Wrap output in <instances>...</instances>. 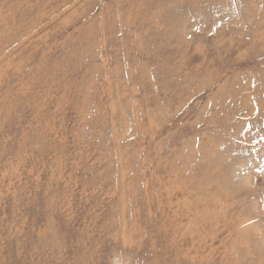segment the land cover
Returning <instances> with one entry per match:
<instances>
[{
    "label": "rangeland",
    "instance_id": "1",
    "mask_svg": "<svg viewBox=\"0 0 264 264\" xmlns=\"http://www.w3.org/2000/svg\"><path fill=\"white\" fill-rule=\"evenodd\" d=\"M263 21L264 0H0V264H264Z\"/></svg>",
    "mask_w": 264,
    "mask_h": 264
},
{
    "label": "bare ground",
    "instance_id": "2",
    "mask_svg": "<svg viewBox=\"0 0 264 264\" xmlns=\"http://www.w3.org/2000/svg\"><path fill=\"white\" fill-rule=\"evenodd\" d=\"M22 9V8H21ZM24 11V10H23ZM26 12H28V10L26 11ZM21 13V12H20ZM24 13H25V11H24ZM54 13H57V12H54ZM261 13V12H260ZM23 15V14H22ZM52 15V14H51ZM51 17V16H50ZM258 17V16H257ZM260 18V17H259ZM261 20H262V18H261ZM261 20H259V21H261ZM264 22V21H263ZM263 22H262V24H263ZM254 25V24H253ZM264 25V24H263ZM255 26H257V25H255ZM252 27H254V26H252ZM251 27V28H252ZM258 28H259V26H258ZM181 29H182V27H181ZM253 29V28H252ZM241 30V29H240ZM244 30V29H243ZM256 30H257V28H256ZM259 30H260V28H259ZM258 30V31H259ZM24 31V30H23ZM222 32V31H221ZM240 32V31H239ZM248 32V31H247ZM217 33V32H216ZM215 33V34H216ZM236 33V32H235ZM244 34L246 33V30L243 32ZM252 33V32H251ZM251 33L249 34V35H251ZM218 34V33H217ZM242 34V33H241ZM240 35V34H239ZM248 35V36H249ZM254 35H256V34H254ZM167 36V35H166ZM165 37V36H164ZM216 37V36H215ZM243 37V36H242ZM257 37H259V36H257ZM239 39V38H238ZM253 40V39H252ZM225 41V40H224ZM259 42V41H258ZM136 43V42H135ZM144 43H146V41H144ZM143 43V44H144ZM224 43V42H223ZM255 43H256V41H255ZM215 44V43H214ZM260 44H262V43H260ZM138 45V44H137ZM216 45V44H215ZM257 45V44H256ZM139 46H140V44H139ZM142 46V45H141ZM156 46V45H155ZM145 47V46H144ZM220 47V46H219ZM264 47V46H263ZM138 48V47H137ZM216 48V47H215ZM170 49H173V48H170ZM217 49V48H216ZM261 49V48H260ZM263 50V49H262ZM143 51V50H142ZM217 50H215V52H216ZM264 51V50H263ZM139 52V51H138ZM217 53V52H216ZM258 53V52H257ZM261 53V52H260ZM259 54V53H258ZM264 54V53H263ZM248 55H250V54H248ZM193 56V55H192ZM216 56H217V54H216ZM215 56V57H216ZM253 56V55H252ZM243 57V56H242ZM186 60V59H185ZM220 61V60H219ZM180 63V62H179ZM184 63V62H183ZM220 63H221V61H220ZM181 64V63H180ZM187 64V63H186ZM176 65H179V64H176ZM184 67V66H183ZM177 68H180V67H177ZM182 69V68H181ZM180 69V70H181ZM235 69V68H234ZM179 70V69H178ZM188 70H189V68H188ZM182 71H184V70H182ZM185 71H187V70H185ZM190 71V70H189ZM193 71V70H192ZM142 72V71H141ZM172 72V71H171ZM181 72V71H180ZM191 72V71H190ZM190 72H188V73H190ZM238 72V71H237ZM236 72V73H237ZM247 72V71H246ZM141 75V74H140ZM188 75V74H187ZM184 76V75H183ZM192 76V75H191ZM194 76V75H193ZM196 76V75H195ZM230 76V75H229ZM197 77V76H196ZM204 77V76H203ZM147 78V77H146ZM149 78V77H148ZM147 78V79H148ZM186 78V77H185ZM189 78V77H188ZM164 79V78H163ZM179 79V78H178ZM184 79V78H183ZM193 79V78H192ZM191 79V80H192ZM210 79H211V77H210ZM230 79H232V78H230ZM234 79V78H233ZM145 80V79H144ZM167 80H169V79H167ZM187 80V79H186ZM198 80V79H197ZM216 80V79H215ZM239 80V79H238ZM248 80H250L251 81V79H248ZM135 80L133 79V82H134ZM140 81V80H139ZM188 81H190V80H188ZM209 81V80H208ZM213 80H211V82H212ZM236 81V80H235ZM234 81V82H235ZM154 82V81H153ZM152 82V83H153ZM182 82V81H181ZM186 82V81H185ZM191 82V81H190ZM225 82H227V80L225 81ZM236 82H238V81H236ZM142 83V82H141ZM155 83V82H154ZM153 83V84H154ZM164 83V82H163ZM213 83V82H212ZM217 83V82H216ZM233 83V82H232ZM239 83V82H238ZM148 84V83H147ZM157 84V83H156ZM160 84V83H159ZM179 84H180V82H179ZM185 84V83H184ZM155 85V84H154ZM189 85V84H188ZM207 85V84H206ZM212 85V84H211ZM211 85H210V87H211ZM225 85H226V83H225ZM144 86V85H143ZM176 86V85H175ZM213 86H215V85H213ZM223 86V85H222ZM228 86V85H227ZM161 87V86H160ZM219 87V86H218ZM162 88H164L163 86H162ZM167 88H168V86H167ZM220 88V87H219ZM223 88V87H222ZM155 89V88H154ZM201 89V88H200ZM229 89H232V88H229ZM164 90V89H163ZM217 90V89H216ZM221 90V89H220ZM252 90V89H251ZM207 91V90H206ZM219 91V90H218ZM217 91V92H218ZM227 92V91H226ZM187 93H189V92H187ZM191 93V92H190ZM201 93V92H200ZM222 93H223V91H222ZM177 94V93H176ZM175 94V95H176ZM198 94V93H197ZM179 95V94H178ZM178 95H176V98L178 97ZM193 95V94H192ZM192 95H190V96H192ZM216 95V94H215ZM214 95V96H215ZM185 95H183V97H184ZM189 96V95H188ZM195 96V95H194ZM219 96V95H218ZM145 97V96H144ZM173 97H174V95H173ZM227 97V96H226ZM153 98V97H152ZM216 98V97H215ZM220 98V97H219ZM154 99V98H153ZM209 99V98H208ZM217 99V98H216ZM215 99V100H216ZM209 101V100H208ZM146 102H147V100H146ZM263 103V102H262ZM187 104V103H186ZM204 105H206V104H204ZM210 105V104H209ZM225 105V104H224ZM187 106V105H186ZM212 106V105H211ZM183 107H185V106H183ZM218 108V107H217ZM231 108H233V107H231ZM182 109V108H181ZM192 109V108H191ZM205 109V108H204ZM200 111V113H201V109H199ZM217 111V110H216ZM205 112V111H204ZM209 112V111H208ZM207 112V113H208ZM216 113H218V112H216ZM247 113V112H246ZM248 113H250V112H248ZM252 113V112H251ZM149 114H150V112H149ZM202 114V113H201ZM209 114V113H208ZM152 115V114H151ZM250 115V114H249ZM206 116V115H205ZM234 116V115H233ZM154 117V116H153ZM204 118V117H203ZM206 118V117H205ZM236 118H238V117H236ZM148 119H151V117L149 118L148 117ZM213 119V118H212ZM226 119V118H225ZM204 120V119H203ZM149 121V120H148ZM147 121V122H148ZM208 143V142H207ZM206 143V144H207ZM208 145V144H207ZM204 146H206V145H204ZM203 146V147H204ZM212 146V145H211ZM179 155V154H178ZM180 162V161H179ZM203 163L201 162V164H200V166L199 167H201V165H202ZM199 165V164H198ZM193 167H195V166H193ZM234 167V166H233ZM197 168V167H196ZM235 169V168H234ZM176 172V171H175ZM190 172V171H189ZM184 174V173H183ZM188 173H186V174H184V175H187ZM203 176H204V178L205 177H207L208 176V178L210 177V179H208V182H212V183H214V182H217V181H219L218 179H219V177H220V174L219 173H216L215 171L213 172V169L210 167V166H204V167H202V173H201V177H200V179L201 178H203ZM176 178H177V175H176ZM221 178V177H220ZM182 179V178H181ZM193 181H195V180H193ZM204 182V181H203ZM193 184V183H192ZM180 185V184H179ZM190 186V185H189ZM194 186H195V184H194ZM184 194V193H183ZM206 199V198H205ZM200 203V202H199ZM213 203V202H212ZM211 203V204H212ZM189 205V204H188ZM199 207V206H198ZM214 207H215V205H214ZM186 208V207H185ZM223 212V211H222ZM227 212V211H226ZM200 213V212H199ZM223 213H225V212H223ZM191 214V213H190ZM196 214V213H195ZM202 214V213H201ZM200 214V215H201ZM214 214V213H213ZM212 214V215H213ZM226 215H227V213H225ZM186 215V214H185ZM192 215V214H191ZM210 215V214H209ZM212 215H210V216H212ZM193 216H194V214H193ZM196 216V215H195ZM202 216V215H201ZM187 217H188V215H187ZM197 217V216H196ZM199 217V216H198ZM220 217H222V216H220ZM219 217V218H220ZM225 218H227V217H225ZM194 219V218H193ZM212 219V218H211ZM227 219H229V218H227ZM226 220V219H225ZM196 221H198L199 222V220H196ZM202 221V220H201ZM200 221V222H201ZM206 221V220H205ZM240 222V221H239ZM190 223V222H189ZM213 223V222H212ZM210 224V223H209ZM186 226V225H185ZM202 226V225H201ZM205 226V225H204ZM214 226V225H213ZM184 228V227H183ZM191 228V227H190ZM199 228V227H198ZM236 228V227H235ZM185 229V228H184ZM197 229V228H196ZM205 229V228H204ZM200 230H202V229H200ZM183 233V232H182ZM190 233V232H189ZM207 233V232H206ZM181 235V234H180ZM194 236H195V234H194ZM195 240V239H194ZM193 241V240H192ZM196 241V240H195Z\"/></svg>",
    "mask_w": 264,
    "mask_h": 264
}]
</instances>
